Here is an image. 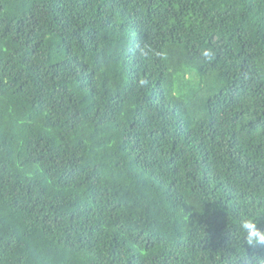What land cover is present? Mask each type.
Wrapping results in <instances>:
<instances>
[{
    "label": "trees",
    "instance_id": "trees-1",
    "mask_svg": "<svg viewBox=\"0 0 264 264\" xmlns=\"http://www.w3.org/2000/svg\"><path fill=\"white\" fill-rule=\"evenodd\" d=\"M260 208L264 0H0V264H264Z\"/></svg>",
    "mask_w": 264,
    "mask_h": 264
},
{
    "label": "clouds",
    "instance_id": "clouds-1",
    "mask_svg": "<svg viewBox=\"0 0 264 264\" xmlns=\"http://www.w3.org/2000/svg\"><path fill=\"white\" fill-rule=\"evenodd\" d=\"M205 56H210V52H205ZM264 214V208L256 210L255 215L241 216L239 220L240 231L243 233L244 243L249 246L264 244V229L257 227V218Z\"/></svg>",
    "mask_w": 264,
    "mask_h": 264
}]
</instances>
